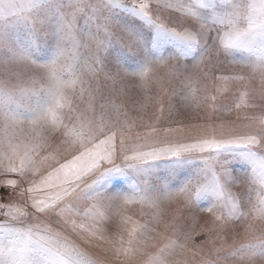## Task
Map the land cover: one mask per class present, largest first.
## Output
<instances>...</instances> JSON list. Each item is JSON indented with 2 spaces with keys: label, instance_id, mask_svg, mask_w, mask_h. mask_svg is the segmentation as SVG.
<instances>
[{
  "label": "snow or ice",
  "instance_id": "1",
  "mask_svg": "<svg viewBox=\"0 0 264 264\" xmlns=\"http://www.w3.org/2000/svg\"><path fill=\"white\" fill-rule=\"evenodd\" d=\"M0 174V264H264V0H0Z\"/></svg>",
  "mask_w": 264,
  "mask_h": 264
},
{
  "label": "rangeland",
  "instance_id": "2",
  "mask_svg": "<svg viewBox=\"0 0 264 264\" xmlns=\"http://www.w3.org/2000/svg\"><path fill=\"white\" fill-rule=\"evenodd\" d=\"M161 73H163L164 69H160ZM234 87V85H233ZM233 117H234V114H233ZM6 179H19L18 177L14 176V175H9V176H5L4 174H0V191H3V187H2V184H3V181L6 180ZM27 185H23V187H26ZM238 187V185H237ZM9 191H12V189H8ZM233 190H235V187L233 188ZM16 191L18 192L19 189H16ZM178 205L176 204H172V205H169L167 203L163 204L162 205V208L163 210L168 213V214H171L172 212H174L176 209H177ZM198 225L199 224H202L203 223V220H199L198 222ZM209 239V236L208 234L206 233H201L195 237H193V240H192V243L194 245H200L202 244V242L206 241ZM81 246L83 248H85L86 251L89 252V254L93 255V256H96V255H99L100 252H99V249H96L92 246H89L87 244H84L83 242H81Z\"/></svg>",
  "mask_w": 264,
  "mask_h": 264
}]
</instances>
